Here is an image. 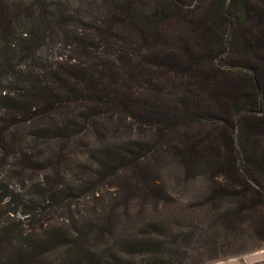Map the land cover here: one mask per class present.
<instances>
[{"label":"trees","instance_id":"obj_1","mask_svg":"<svg viewBox=\"0 0 264 264\" xmlns=\"http://www.w3.org/2000/svg\"><path fill=\"white\" fill-rule=\"evenodd\" d=\"M113 1L109 21L94 28L85 25L68 44V55L55 54L51 61L41 54L37 56L40 33L45 28L50 37L59 36L68 16L49 12L32 34L17 30V12L11 13L5 7L1 11L0 167L12 158L23 170L40 163L25 154L26 145H39V140H43L41 145H56L51 142L80 133L94 119L133 121L167 129L176 126V112L191 119L209 115L206 104L201 105L205 98L199 94L171 111L162 104L165 80L185 75L193 79L185 84L190 87L204 85L206 80V74L196 69L195 55L176 43H164L159 32L161 24L170 25L180 19L187 0H148L147 11L132 5L131 0L125 6ZM218 5L222 12L218 17L225 21L229 32L233 30L227 35L225 50L237 54L240 68L247 70L252 83L260 82L264 79V0H219ZM115 24L136 26L138 41L120 36ZM208 36L202 37L205 48L197 56L214 61L224 53L210 58L216 50L209 45ZM232 61L229 68L236 67ZM253 90L259 94V90ZM194 105L202 107L195 110ZM235 106L238 115L264 113V108L246 95L237 99ZM69 125L76 126V130ZM203 171L216 186L207 204L216 208L220 201L222 207L215 221L219 232L229 227L243 229L251 224V214L264 211V165L235 161L207 166ZM146 189L149 197L157 193L151 187ZM2 202L0 195V220L9 226L13 218L9 214L13 213L3 210ZM39 203L44 204L45 199ZM37 205L24 213L26 219L39 211ZM45 221L27 228L25 234L22 222L18 228H2L0 264H213L227 257L222 249L228 244L220 234H216L220 242L214 239L215 229L209 232L196 227L189 232L160 230L131 235L109 228H75L68 232L56 230Z\"/></svg>","mask_w":264,"mask_h":264},{"label":"rangeland","instance_id":"obj_2","mask_svg":"<svg viewBox=\"0 0 264 264\" xmlns=\"http://www.w3.org/2000/svg\"><path fill=\"white\" fill-rule=\"evenodd\" d=\"M118 1L125 6L130 0ZM218 1L187 0L184 5L188 6L182 10L180 19L170 25L161 24L159 29L164 43H176L179 48L191 51L196 69L206 74L201 88L186 86L193 79L185 75L165 80L162 104L171 111L182 102L190 103L199 94L205 98L201 105L206 104L209 115L183 118L179 111L175 113L176 126L167 129L99 118L85 125L80 133L65 137V141L51 142L56 145H41L43 140L36 146L26 145L25 154L40 163H31L23 170L12 158L8 159V165L0 167L1 205L3 210L13 213L9 214L13 217L9 226L18 228L22 222L25 234L27 228L46 219L56 230L109 228L131 235L160 230L189 232L198 227L209 232L217 230L213 235L220 234L228 244L222 249L227 257L221 261L264 251V211L251 214V224L243 229L229 227L219 232L215 221L222 208L220 201L216 208L207 204L212 189L216 188L203 171L207 166L235 161L264 165V113L249 112L243 116L235 111L236 100L242 95L264 108V79L252 83L247 70L240 68L237 54L232 48L230 53L225 50L227 35L233 30L229 32L225 21L218 17L222 15ZM113 3V0H0V23L4 7L11 13L17 12L14 22L18 31L32 34L49 12L68 16L59 36L50 37L45 28L40 33L37 56L41 54L51 61L55 54L68 55V44L85 25L94 28L109 21ZM131 3L145 11L149 5L148 0ZM120 25L115 24L120 36L138 41L136 26ZM207 33L209 45L216 50L210 58L224 53L214 61H203L197 56L205 48L202 37ZM231 61L236 67L229 68ZM212 71L216 72L213 76ZM255 88L259 94L254 92ZM200 107L194 105L195 110ZM251 122L257 126L253 128ZM148 187L157 192L155 196L145 193ZM42 198L44 204L39 203ZM36 204L39 211L26 219L24 213ZM109 217L112 219L107 220ZM0 226V230L9 227L3 219ZM220 238L216 235L214 239L220 242ZM230 252L235 255H228Z\"/></svg>","mask_w":264,"mask_h":264},{"label":"crops","instance_id":"obj_3","mask_svg":"<svg viewBox=\"0 0 264 264\" xmlns=\"http://www.w3.org/2000/svg\"><path fill=\"white\" fill-rule=\"evenodd\" d=\"M214 264H264V251L251 254L242 259H230Z\"/></svg>","mask_w":264,"mask_h":264}]
</instances>
